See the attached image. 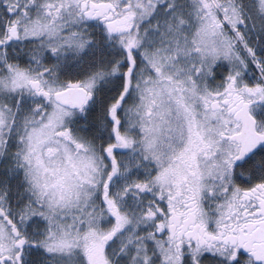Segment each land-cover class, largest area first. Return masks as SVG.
<instances>
[{"label":"snow or ice","instance_id":"obj_1","mask_svg":"<svg viewBox=\"0 0 264 264\" xmlns=\"http://www.w3.org/2000/svg\"><path fill=\"white\" fill-rule=\"evenodd\" d=\"M0 264H264V0H0Z\"/></svg>","mask_w":264,"mask_h":264}]
</instances>
